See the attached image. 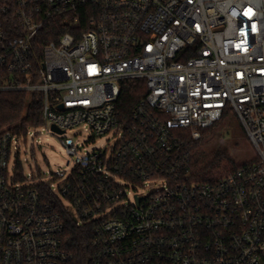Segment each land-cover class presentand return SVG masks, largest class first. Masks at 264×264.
<instances>
[{
  "label": "built area",
  "instance_id": "1",
  "mask_svg": "<svg viewBox=\"0 0 264 264\" xmlns=\"http://www.w3.org/2000/svg\"><path fill=\"white\" fill-rule=\"evenodd\" d=\"M54 19L71 30L39 55ZM133 78L148 92L125 121ZM0 91L41 92L53 132L117 138L80 151L62 137L70 171L25 185L14 142L38 127L0 133V264H73L42 183L90 225L92 264H264V0H0ZM229 110L256 157L198 180L177 129L200 139Z\"/></svg>",
  "mask_w": 264,
  "mask_h": 264
},
{
  "label": "trees",
  "instance_id": "2",
  "mask_svg": "<svg viewBox=\"0 0 264 264\" xmlns=\"http://www.w3.org/2000/svg\"><path fill=\"white\" fill-rule=\"evenodd\" d=\"M1 1L7 2L8 0ZM85 11L83 10L78 24L87 28L88 17ZM44 30L40 37L41 42L36 48L39 55L42 54L44 44L51 40H57L61 34L71 30V27L70 24L64 23L61 19H54L47 24ZM147 92L146 81L142 78L126 79L121 82L117 108L123 120H130L135 105L145 97ZM228 112L230 110L226 111L219 121L207 128L205 134L212 132ZM43 122V97L41 92L0 91V133L6 130L16 133L26 132L30 127L42 126ZM177 133L184 142L185 151L190 155L194 176L198 180H218L230 170L248 163L238 161L227 147L215 151L204 149L200 145V141L204 136L200 139H193L187 128H178ZM39 189L47 200L60 207V210L65 213L64 244L74 254L73 264H92L93 246L90 225H78L74 217L64 207L62 209L60 198L50 189L49 183L40 184Z\"/></svg>",
  "mask_w": 264,
  "mask_h": 264
},
{
  "label": "rangeland",
  "instance_id": "3",
  "mask_svg": "<svg viewBox=\"0 0 264 264\" xmlns=\"http://www.w3.org/2000/svg\"><path fill=\"white\" fill-rule=\"evenodd\" d=\"M36 130V135L28 134L26 138L14 142L13 151L20 158L27 177L25 185L37 184L45 178H51L58 170H65L66 173L70 171L72 155L67 153L62 137H73L80 151L103 146L110 149L117 139L110 134L94 135L85 124L68 129L64 134L42 126ZM200 145L208 151L227 147L238 161L250 162L256 157V151L233 111L228 112L212 132L204 135Z\"/></svg>",
  "mask_w": 264,
  "mask_h": 264
},
{
  "label": "water",
  "instance_id": "4",
  "mask_svg": "<svg viewBox=\"0 0 264 264\" xmlns=\"http://www.w3.org/2000/svg\"><path fill=\"white\" fill-rule=\"evenodd\" d=\"M52 130L58 132V133H62L63 130L59 129L56 125H52Z\"/></svg>",
  "mask_w": 264,
  "mask_h": 264
}]
</instances>
